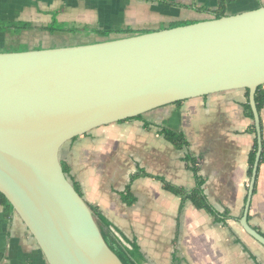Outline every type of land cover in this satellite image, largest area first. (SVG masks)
<instances>
[{"label": "crops", "instance_id": "crops-1", "mask_svg": "<svg viewBox=\"0 0 264 264\" xmlns=\"http://www.w3.org/2000/svg\"><path fill=\"white\" fill-rule=\"evenodd\" d=\"M165 1L0 0V20L32 24L22 36L15 33L28 42H35L31 34L37 32L41 33L39 42L64 34H84L99 42L116 39L113 34L122 29L130 28L134 33H120L118 38L159 30L162 23L212 19V14L191 6L214 10L220 0ZM260 6L264 0H229L226 15ZM54 18L70 28L113 33L100 37L42 30ZM246 101L245 89H237L168 104L143 114L142 119L100 126L73 138L61 147L60 159L85 201L98 209L112 230L140 246L145 264H264V246L241 224L251 182L249 153L257 138L248 132L254 121L245 115ZM260 117L264 135V108ZM164 128L184 132L189 145L176 148L160 134ZM187 153L198 159L210 203L221 213L229 212L225 222L196 208L190 200L181 208V197L164 189L157 179L139 177L131 182L133 174L145 169L175 185L194 188V174L184 160ZM258 169L248 220L264 235V163ZM0 264H49L20 216L14 210L7 215L3 205Z\"/></svg>", "mask_w": 264, "mask_h": 264}, {"label": "water", "instance_id": "water-1", "mask_svg": "<svg viewBox=\"0 0 264 264\" xmlns=\"http://www.w3.org/2000/svg\"><path fill=\"white\" fill-rule=\"evenodd\" d=\"M264 85V6L153 32L74 46L0 53V192L49 264H124L64 172L60 149L100 126L182 100L249 89L262 152L256 92Z\"/></svg>", "mask_w": 264, "mask_h": 264}, {"label": "trees", "instance_id": "trees-1", "mask_svg": "<svg viewBox=\"0 0 264 264\" xmlns=\"http://www.w3.org/2000/svg\"><path fill=\"white\" fill-rule=\"evenodd\" d=\"M162 1L167 2L165 0H162ZM228 2H229V0H220L219 6L217 7V9H214V10L213 9H206V8H202V7H196V6H191V7L195 8L197 11H200V12L211 13L214 16V18H220V17H223L226 15V11H227L226 6H227ZM190 23H192V22H190ZM190 23L189 22H183V23H177V24L172 23L169 26V28L180 26V25H186V24H190ZM0 25H1L0 30L9 32V34L11 31H15L16 33H18L24 29H31L33 27L32 24L25 23V22H23V23L3 22ZM42 30L49 31L51 33H54L56 31H64V32L67 31V32H72V33H85L88 35L96 34L97 36H100V37H109L111 35V33H113L112 31H107V30L101 31V30H92V29H85V28H73V27L70 28V27H67L65 25L59 24V22L57 21L56 18L53 19V22L50 25L42 27ZM116 33L133 34L134 31L130 28H127V29L119 30ZM245 92H246V98H247L246 103H244V105H243L245 115L253 120L254 114H253V111H252V108L250 105V101H249V89H245ZM255 99H256L258 111H259V113H261V110L264 108V85H262L258 88V90L256 92ZM142 118H143V114L136 116L132 119H142ZM260 119H261V117H260ZM148 126H149V124L145 122V127H148ZM261 127H262V121H261ZM248 132L257 135L256 126L254 123L249 126ZM160 134L165 139H167L169 142H171L178 149H183L189 145V141L187 140L186 135L182 131H176V130H172L169 128H164L161 130ZM262 147H263V149L261 152L259 166L264 163V135H263V131H262ZM257 150H258V140L256 138L255 145L249 153V159H248V162H249L248 175H249V177L252 176L253 167H254V163L256 160ZM184 160L186 162L187 169L192 171L194 174V177H195L196 185L192 189H186L184 187L175 185L162 176H155L153 174L148 173L145 169H141L137 173L133 174L131 176V182L134 181L135 179L139 178V177H152L154 179H157V180L162 182L164 189H166V190H168V191H170V192L181 197V199H182L181 208H183L185 201L190 200L196 208L204 209L208 213L212 214L217 221L225 222V220L230 217V214L228 211L221 213L220 211L215 209V207L208 200L207 195L205 194V191L203 188L205 180L199 174V166H198L197 157H195L191 153H187L184 156ZM62 165L64 168V172L67 175H69V169H68V166L66 165V163L62 162ZM74 186H75L76 190L81 194L79 186L77 184H74ZM256 188H257V182H256L255 187H254V192L256 191ZM130 190H131V186L129 184V186L127 188L128 194H130ZM0 205L4 206L7 215L11 214V212H13V210H14L12 205L10 204L8 199L6 198V196L4 194H2L1 192H0ZM90 207H91V209H92V211L96 217V220L99 224V227L101 229V232H102L107 244L116 253V255L121 259V261L124 264H145L146 258H145V255L143 254L140 246L135 241H128L122 235L117 234V232L112 230L110 223L108 221H106L104 218H102L98 209L93 207V206H90Z\"/></svg>", "mask_w": 264, "mask_h": 264}, {"label": "rangeland", "instance_id": "rangeland-1", "mask_svg": "<svg viewBox=\"0 0 264 264\" xmlns=\"http://www.w3.org/2000/svg\"><path fill=\"white\" fill-rule=\"evenodd\" d=\"M200 12V11H199ZM202 13V12H201ZM211 14V13H209ZM208 18H210V16H207ZM214 17V16H212ZM200 21V20H199ZM183 22H197L195 20H187V21H177V22H173L175 24L177 23H183ZM3 21L0 20V24H2ZM161 25V29H164L167 26H170L171 24L168 23H162ZM160 25H156V27H160ZM1 27V25H0ZM160 30V29H159ZM23 31V30H22ZM22 31L18 32V35L22 36L21 34ZM9 32L6 31H1L0 30V53H6V52H25V51H30V50H39V49H43L45 47V45H70V46H74V45H80V44H85V43H92L95 42L96 38L93 37H86L84 36V34H64V35H59L58 38H52L51 40H41V42L36 41L40 38L41 33L37 32V34H31L34 35L33 37H35V42L32 41H24L21 38H17L16 37V32L15 31H11L10 34H8ZM114 37L118 38L120 35V33H114L113 34ZM51 47V46H49Z\"/></svg>", "mask_w": 264, "mask_h": 264}]
</instances>
